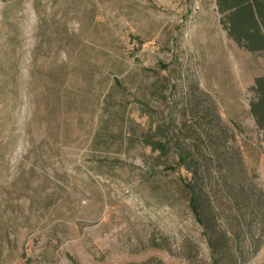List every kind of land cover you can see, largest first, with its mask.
Segmentation results:
<instances>
[{"label": "rangeland", "instance_id": "rangeland-1", "mask_svg": "<svg viewBox=\"0 0 264 264\" xmlns=\"http://www.w3.org/2000/svg\"><path fill=\"white\" fill-rule=\"evenodd\" d=\"M224 19L217 0H0V264H221L180 152L208 162L218 222L256 218L237 264L262 263L264 49Z\"/></svg>", "mask_w": 264, "mask_h": 264}, {"label": "trees", "instance_id": "trees-1", "mask_svg": "<svg viewBox=\"0 0 264 264\" xmlns=\"http://www.w3.org/2000/svg\"><path fill=\"white\" fill-rule=\"evenodd\" d=\"M217 5L218 9L225 13L224 23L228 28V34L238 44L248 50L264 49V0H217ZM253 90L255 97L250 102L249 111L258 128L264 132V75L254 78ZM168 141L166 130L160 139L146 140L153 149L159 150L162 154L169 151ZM178 160L185 162L186 167L192 172L190 180L180 178V181L188 191V203L195 218L207 234L212 261L237 264L245 260L247 253L256 250L260 241L254 230L258 227L256 218L234 217L229 226L218 222L221 215L207 191L208 162L206 160L201 162L199 158L191 160V156L188 157L186 152H180ZM249 198L250 196H246L244 201ZM256 201L262 205L261 196H258ZM247 236L251 238L248 250L241 243ZM261 264H264V260Z\"/></svg>", "mask_w": 264, "mask_h": 264}]
</instances>
